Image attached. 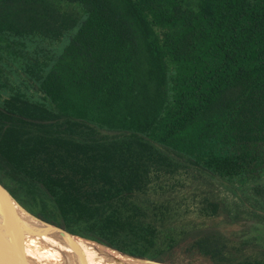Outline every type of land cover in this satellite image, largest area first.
<instances>
[{"label":"trees","instance_id":"1","mask_svg":"<svg viewBox=\"0 0 264 264\" xmlns=\"http://www.w3.org/2000/svg\"><path fill=\"white\" fill-rule=\"evenodd\" d=\"M60 1L80 7L83 17L49 0H0V34L8 38L58 39L79 26L67 57L45 76L12 54L26 77L18 81L0 56V167L37 186L46 209L28 208L1 173L0 183L51 225L177 264L149 253L153 234L144 221L116 223L118 205L181 170L228 183L264 174V116L253 106L264 98V76L246 84L264 75V0H199L190 16L176 0ZM235 87L236 98L223 105L228 117L214 130L218 103ZM194 127L200 132L191 134ZM104 224L123 229L95 232ZM257 240L261 254L254 258L264 263V235ZM185 241L190 254L215 264L255 261L235 256L218 229L196 228Z\"/></svg>","mask_w":264,"mask_h":264},{"label":"rangeland","instance_id":"2","mask_svg":"<svg viewBox=\"0 0 264 264\" xmlns=\"http://www.w3.org/2000/svg\"><path fill=\"white\" fill-rule=\"evenodd\" d=\"M49 1L54 2L61 12L72 15L73 18L79 19L84 15L81 8L73 4L60 0ZM176 2L181 6L183 15L190 16L198 10L199 0H176ZM78 27L64 30L58 39L40 35L15 39L0 34L2 62L8 64L16 80L26 81V77L11 62L12 54L13 57L14 54H21L36 64L37 72L45 76L59 64L61 59L67 57L66 54ZM163 32L157 29L158 34L162 35ZM165 57L170 68H174L173 52L165 49ZM147 63V60H144V64ZM263 76L251 77L246 83L247 86H254ZM238 91V87L231 89L218 103V107L221 108L212 117L214 130L228 117L229 109L227 110L223 105H229L236 98ZM253 106L257 108V114L264 116V98H255ZM255 125L259 131L264 127L260 118ZM200 129L201 127H194L190 133H199ZM0 173L6 176L8 189L19 195L28 208L33 211L46 209L44 194L37 186L1 167ZM118 217L120 220H117ZM130 218L144 221L152 232L153 236L148 244L149 253L164 254L165 259H171L174 263L215 264L198 253L190 254L188 241L183 243L187 234L196 228L220 230L227 237L228 247L235 256L255 260L254 257L258 253L261 254L259 246L261 243L257 239L264 235V174L254 180L235 183L211 178L195 169L163 175L155 179L144 193L132 198L125 205H118V213L114 218L115 221L117 220L116 223ZM122 229L118 225L104 224L97 226L95 232L113 233L121 232ZM251 243L255 245H248ZM253 263L264 264L259 256Z\"/></svg>","mask_w":264,"mask_h":264},{"label":"water","instance_id":"3","mask_svg":"<svg viewBox=\"0 0 264 264\" xmlns=\"http://www.w3.org/2000/svg\"><path fill=\"white\" fill-rule=\"evenodd\" d=\"M23 225L25 226L24 230ZM48 226L58 228L76 238L97 242L69 233L43 221L23 207L0 183V246L13 259L20 264H51ZM97 243L139 260H147L157 264H168L135 257L103 243Z\"/></svg>","mask_w":264,"mask_h":264},{"label":"bare ground","instance_id":"4","mask_svg":"<svg viewBox=\"0 0 264 264\" xmlns=\"http://www.w3.org/2000/svg\"><path fill=\"white\" fill-rule=\"evenodd\" d=\"M47 229L51 264H156L127 256L97 242L76 238L53 226ZM0 264L20 263L0 246Z\"/></svg>","mask_w":264,"mask_h":264}]
</instances>
